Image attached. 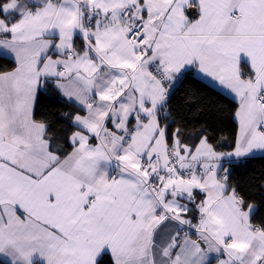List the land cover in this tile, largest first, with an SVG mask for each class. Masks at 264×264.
Instances as JSON below:
<instances>
[{"label": "snow or ice", "instance_id": "1", "mask_svg": "<svg viewBox=\"0 0 264 264\" xmlns=\"http://www.w3.org/2000/svg\"><path fill=\"white\" fill-rule=\"evenodd\" d=\"M0 50L8 264H264L259 206L231 178L264 150V0H0ZM189 67L233 95L231 151L177 119ZM49 88L79 108L70 151L36 119Z\"/></svg>", "mask_w": 264, "mask_h": 264}, {"label": "trees", "instance_id": "2", "mask_svg": "<svg viewBox=\"0 0 264 264\" xmlns=\"http://www.w3.org/2000/svg\"><path fill=\"white\" fill-rule=\"evenodd\" d=\"M0 64L5 66L0 68V71L14 66L11 61L2 58H0ZM181 81L177 84L172 98V107L179 113L177 119L182 116L189 130L197 129L201 124H208L215 137L214 142L219 145L217 151H231L238 131V121L234 118L236 101L193 72H188ZM189 92L196 93L195 103L191 105L185 103L183 99ZM77 111L79 108L76 104L69 103L59 92L49 88L39 97L36 119H53L54 126L50 134H56L59 137L57 143L70 151L66 137L70 135L71 130L61 131L68 128V121L61 117L63 113ZM231 167L232 182L247 195L249 203L259 206V211L253 217V223L259 225L264 222V188L261 187L264 182V155L239 160ZM0 264L8 263L0 258Z\"/></svg>", "mask_w": 264, "mask_h": 264}, {"label": "crops", "instance_id": "3", "mask_svg": "<svg viewBox=\"0 0 264 264\" xmlns=\"http://www.w3.org/2000/svg\"><path fill=\"white\" fill-rule=\"evenodd\" d=\"M0 51H2V50H0ZM188 72H193L196 76L202 78V79L205 80L206 82H208V83H210L211 85H213L214 87L218 88V89L221 90L226 96H228V97H230V98H232V99L234 100L233 95H232L228 90H226V89H224L222 86H220V85L218 84V82H215V81H213L211 78L206 77V76H204L203 74L199 73L198 70H196L195 68H191V67H189V68L186 70L185 75H186ZM185 75H184V76H185ZM184 76L181 77V80L184 78ZM178 83H179V82H178ZM74 104H75V103H74ZM82 114H83V113H82ZM257 155H264V150H257V151H255L252 155H250L249 157L257 156ZM234 162H237V161H234ZM225 166L228 167L229 165H225ZM193 238H195V237H193ZM0 258H1L2 260H4L5 262L8 263V261H7L6 258H4V257H2V256H0ZM220 258H221V259H224V258H226V257L221 256ZM214 260H215V261H214ZM212 261H214L213 264H218V261H217L216 258H215V254H213V258H212L211 262H212Z\"/></svg>", "mask_w": 264, "mask_h": 264}]
</instances>
